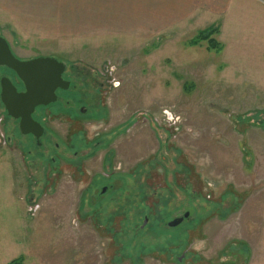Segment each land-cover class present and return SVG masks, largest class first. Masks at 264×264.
I'll use <instances>...</instances> for the list:
<instances>
[{
    "label": "rangeland",
    "instance_id": "rangeland-1",
    "mask_svg": "<svg viewBox=\"0 0 264 264\" xmlns=\"http://www.w3.org/2000/svg\"><path fill=\"white\" fill-rule=\"evenodd\" d=\"M253 1L243 0L246 9L235 24L196 29L189 23L157 36L28 41L0 16V30L22 58L53 55L107 69L95 77L96 86H106L94 87L99 106L93 115L70 121L72 106L52 105L42 146L29 153L10 145L9 117L0 104V264L19 258V264H141L142 246L130 238L146 249L162 239L153 240L147 229L138 237L129 223L139 184L151 218L162 208L172 216L188 211L197 264H264V9ZM201 31L212 33L218 47L200 39ZM97 132L107 134L99 143ZM107 156L110 170L127 173L109 190L128 185L108 200L87 184L96 173L94 180L103 183ZM59 161L61 174L47 178L42 168ZM183 238L180 227L170 240ZM237 242L240 250L231 246L217 259L224 243ZM158 257L144 255L142 264H169Z\"/></svg>",
    "mask_w": 264,
    "mask_h": 264
},
{
    "label": "crops",
    "instance_id": "crops-1",
    "mask_svg": "<svg viewBox=\"0 0 264 264\" xmlns=\"http://www.w3.org/2000/svg\"><path fill=\"white\" fill-rule=\"evenodd\" d=\"M243 0H0V16L28 41L85 35L157 36L191 23L235 24ZM264 9V0L253 1ZM190 24V25H191Z\"/></svg>",
    "mask_w": 264,
    "mask_h": 264
},
{
    "label": "flooded vegetation",
    "instance_id": "flooded-vegetation-1",
    "mask_svg": "<svg viewBox=\"0 0 264 264\" xmlns=\"http://www.w3.org/2000/svg\"><path fill=\"white\" fill-rule=\"evenodd\" d=\"M7 33H10V32L7 30ZM0 37L6 41V44L8 46V49L10 50V52L15 57H17L18 59L28 60L31 58L39 57V56H32V57H27V58L20 57L19 55L16 54L11 41L8 39V36H6V34H4V32L2 30H0ZM2 50H3V52H5V50L3 48H2ZM0 51H1V49H0ZM40 56L55 57L53 55H40ZM55 58L64 63V70H63L61 76H62L63 80L67 81V83H65V88H61L58 86L57 89L55 90V94H56L55 102L50 103L46 106H37L34 109V112L32 113V118L35 121H37L42 127V131H43L42 134L39 137H36L35 135H33L31 133H27V134L22 133L20 130V126H19V119L7 115L9 117L8 124H6L7 134H8L7 139L10 142V145H12V147L16 148L17 150H20L21 148L25 147V148H27V152L29 153L30 151H32V146L33 147L34 146L35 147L42 146L41 141L45 138V135H46V133H45L46 121L48 120V118L50 116H54L53 113L49 112V108L52 105L59 104V105H61V107H63V109L68 107V106H72V110L74 112L71 115H66L69 117L70 121H74V120L78 121L77 120L78 118L75 116L83 115L87 112L89 113V115H93L95 107L99 106V104H98L99 98L97 95V93H98L97 90L105 87L106 85H104V82H100V83H98V86H96L97 83L94 84L96 82L95 77H96V75L101 77V74L103 75V72L105 73V71L107 70L106 66L102 68V70H103V72H102V71H98L97 68H89L88 66H79V65H76V63L75 64L74 63L68 64L58 57H55ZM0 68L4 70V72L2 74H0V104L3 105V107H4V104H3L2 98H1V80H2V78H7L11 82V84L15 87L17 92H24L26 89H25V86H24L23 82L21 81V79L16 75V73L12 69L6 67L5 65H0ZM108 78L109 77H107V79ZM89 83H91V85L92 86L94 85V86L90 87ZM108 83L111 84V82H109V81H108ZM94 87L97 90H95ZM111 87L112 86L110 85L107 88V90L104 91V94L108 93V91ZM75 96H77V97H75ZM89 107H90V109H89ZM94 118L95 117H93V119ZM98 119H100V118L98 117ZM10 131H12V133ZM101 133L107 135L105 132L104 133L103 132H97V133L93 134V136L96 137L94 139V141L96 143L101 142L100 140H96L102 136ZM80 140H82V143L86 141L84 136H82V139L80 137ZM30 142H31V145H30ZM106 142H107V139H106ZM55 145L57 146V144H55ZM43 147L46 148L45 145H43ZM109 155H111V152L108 153V156ZM58 156H62V155L58 154ZM108 156L105 158V161H104L107 164L103 168L104 171L106 170L105 171L106 173L103 177V183L99 184L94 180V176L98 173L91 175L90 179L87 183V184L91 183L90 186L100 187L99 188L100 193L105 194V195L107 194L105 197L106 200L110 199L111 195L122 194V191L127 189V186H128L127 184L121 183L120 187H118L116 190H114V191L109 190V187L113 184V182H115L117 180H121V177L126 178L127 173L117 171L116 168H113V170H110V168L113 166V163H112L113 161L112 162L109 161ZM80 158L81 157H78L75 161V165L77 167H78V164H82L81 163L82 160H80ZM51 160H53V159L51 158ZM40 162H42V161H40ZM62 164H63V162L59 161L56 164V167H53L49 163L48 164L46 163L45 168H42L45 176L47 178H49L51 176V173H52V175L61 174ZM103 165H104V163H103ZM191 171H192V168H191ZM190 174H191V172H190ZM96 180L98 181V179H96ZM198 182L205 185V183H203V181H202V178H200V177H199ZM185 183H188V182L186 181ZM166 184L170 185V182H167ZM118 186H119V184H118ZM141 188H142V186H141V184H139L134 189V191H135L134 193H136V197L138 198L137 199L138 201H136V202H138V203L141 202V199L144 198L142 195L140 196V193H143V190ZM186 190H188V189H186ZM116 191H118V192H116ZM169 210H171V209L162 208L161 210L156 211L157 215L155 217H154L155 214L154 215L152 214L153 218H151L149 213L145 212L146 210L138 209V211H136V213L139 212V217H141L140 218L141 224H138L139 226L136 224L137 219H134L133 222H129L130 225L132 227H134V229L136 230L138 237L142 234L141 231L144 232L147 229V231H149L151 233L150 236H152L153 240H156L157 238L162 239V242H160L161 244L157 242L154 245H150L149 246L150 248L146 249V248H144L143 245H141L142 243L137 241V239H134L137 237H131L130 238L131 244L136 243L137 245L142 246L141 250L139 251V256H137L138 260L140 258L141 264L143 262L142 256L147 255V254H152L153 252L156 255V258H159L158 256H160V258H161L160 260L162 262H168L169 264H183L184 260L186 261V260H188V258H190V261H191L190 264H197L196 260L198 259V257L195 255H198V253L192 254L191 250H190L191 245L189 242V237H190V229L192 227L190 224H192V222L187 221L188 217H189L188 211H185L183 213V215H181V216H175V215L172 216L171 211H169ZM147 211H148V209H147ZM111 213L112 212L109 210L108 213L104 216L107 218L106 222H105V224H107V225L111 223L110 222L112 219ZM112 214H114V213H112ZM93 215H94V213H93ZM160 216H163V218L160 220L161 227H157V226H155V224H156L155 220ZM133 218H134V216H133ZM150 218H151V222H150ZM132 223H133V225H132ZM182 224H184V225L182 226ZM186 224L189 226H187ZM180 227H181V231L184 233V238L182 240H180V241H182L181 243H177V242L173 243L170 240L171 235H172L174 230L179 229ZM124 229H126V228L124 226H122V229H120V232H114V233H116L115 235L116 236L122 235V232L124 231ZM165 229L168 231H165ZM239 244H240L239 242L231 243V244H225L224 243V245H222L218 249L219 255H218L217 259H219V261L222 260V257L224 255L223 250L224 249L230 250L229 247H231V246H232V248L234 247V248H238V250H240L241 248H239L240 247ZM235 245L237 247H235ZM240 252L237 253V255H236L237 257H238V255H239V257L243 256V252L242 253H240ZM133 257H134V255H133ZM242 259L246 260V257H243ZM236 264H238V263H236Z\"/></svg>",
    "mask_w": 264,
    "mask_h": 264
},
{
    "label": "water",
    "instance_id": "water-1",
    "mask_svg": "<svg viewBox=\"0 0 264 264\" xmlns=\"http://www.w3.org/2000/svg\"><path fill=\"white\" fill-rule=\"evenodd\" d=\"M2 48L5 50L3 52ZM0 65L12 69L25 86L24 92H17L7 78L1 80V98L7 115L19 119L22 133L36 137L42 134L41 125L32 118L37 106L55 102L57 87L65 88L63 80L64 63L51 56H39L28 60L15 57L0 37Z\"/></svg>",
    "mask_w": 264,
    "mask_h": 264
},
{
    "label": "trees",
    "instance_id": "trees-1",
    "mask_svg": "<svg viewBox=\"0 0 264 264\" xmlns=\"http://www.w3.org/2000/svg\"><path fill=\"white\" fill-rule=\"evenodd\" d=\"M211 31V30H210ZM209 31V32H210ZM199 38L200 39H204V40H206L207 42H208V46L211 48V47H215V46H217L218 47V43H217V41L214 39V37H212V33L210 34V33H208V32H205V31H201L200 33H199ZM144 193V192H143ZM143 193H140V196L143 194ZM130 203H132L133 204V201H131ZM138 205V206H137ZM136 206H137V208H136V211H138V209H141V210H147L148 208L146 207V205L144 204V202H143V199H141V202H137L136 203ZM136 211L135 212H133V216H134V219H138L139 218V212H137L136 213ZM141 222V221H140ZM150 222H151V218H150ZM141 232H143V231H141ZM129 243H130V241H129ZM20 258L19 259H14V260H12L9 264H19L20 263Z\"/></svg>",
    "mask_w": 264,
    "mask_h": 264
}]
</instances>
